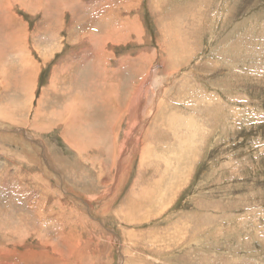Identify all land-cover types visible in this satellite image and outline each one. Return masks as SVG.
<instances>
[{"label":"rangeland","instance_id":"obj_1","mask_svg":"<svg viewBox=\"0 0 264 264\" xmlns=\"http://www.w3.org/2000/svg\"><path fill=\"white\" fill-rule=\"evenodd\" d=\"M15 1L0 0V41L4 44L0 52H5L0 57V264H264V0H133L131 5L127 3L131 0H76L71 10L66 9V16H55L64 28L71 25L72 39L66 40L68 34L59 32L58 39H65L66 44L59 42L62 51L46 63L41 54L52 39L50 31H45L48 16L43 18V13H59L53 7L56 0H41L42 5L36 3L39 0H29L32 4L25 8ZM76 13L79 18L71 23ZM129 20L135 21L131 30L137 24V35L125 31L123 39L112 40L114 44L96 38L120 26L118 33L122 34L121 24ZM87 33L95 42L88 43ZM80 34L82 41H77ZM164 42L184 49L187 64L178 53L175 58L167 50L163 53L159 45L165 46ZM89 47L105 51L103 58L118 69L109 75V81L117 84L120 80V94L133 69L139 70L148 61L145 56L157 51L147 66L148 84L140 95L154 88L157 105L166 94V104L174 106L182 119L174 127L160 125L151 137L156 150L146 152L150 163L144 158L148 166L138 187H150L151 192L132 213L128 207H116L136 176L143 144L138 142L123 164L117 153L122 152L130 114L135 119L149 105L140 103L123 115L109 185L125 174L124 186L109 210L102 211L111 190L109 196H102L106 193H90L84 189L87 185L75 184L82 175L80 162L63 143L60 129L45 135L32 131L35 137H43L48 152L46 145L29 144L26 133H33L21 121L27 115V92L37 100L59 59L80 51L91 58ZM165 63L174 64L177 72L169 77L162 74ZM31 70L32 86H27L24 79ZM77 76L80 78L79 73ZM151 116L144 122L142 135ZM139 119L142 117L137 116ZM89 120L95 125L93 118ZM184 120H191L192 126L184 125ZM161 133L166 140L158 143L160 139L154 136ZM51 143L56 144V154ZM43 147L63 177L44 160ZM97 150L83 154L88 157L83 160L87 167L93 158L104 159ZM105 168L99 166L104 173L97 180L99 186L109 181ZM62 184L64 196L73 205L51 207L58 198L53 189ZM47 188L50 194L42 195L50 197L39 202ZM70 189L78 195L68 192ZM77 196L93 197L91 207ZM67 212L69 219L58 216ZM78 214H85L90 222L77 221Z\"/></svg>","mask_w":264,"mask_h":264},{"label":"bare ground","instance_id":"obj_2","mask_svg":"<svg viewBox=\"0 0 264 264\" xmlns=\"http://www.w3.org/2000/svg\"><path fill=\"white\" fill-rule=\"evenodd\" d=\"M16 1L19 2L20 5L24 8L26 6H29L32 4L29 2V0H16ZM75 1L76 0H56L54 5L51 3H49V4L53 5V7L54 6L58 7L60 10L59 13L55 14L52 11H46L43 13V18L46 15L48 16V18L44 20L45 24L47 25L45 27V31H48V32L50 31V37L52 39L51 43H49L47 45L46 52L41 54V56H42L41 60L43 63L48 62V58L53 56L54 53H57L58 51L59 52L62 51L61 49L63 46H60L59 42L64 43L65 39L66 40L72 39L71 38V25L69 24L68 28H64V25L61 24V22L58 23V18L55 16H60L62 19L63 15L66 14L65 13L66 9L71 10L72 7L74 6L73 3ZM132 2H133V0H131L130 2H127V3H130V5H131ZM33 3H35V2H33ZM36 3L39 5H42L41 0H39ZM78 8H79V6H78ZM78 15L73 16V19H71V23L76 18H79ZM100 18L104 19V16H101ZM103 19H101L100 22H102ZM81 22H82V20H81ZM134 22H135L134 20L133 21L129 20L125 23H122L121 25H122L123 30L120 31V33H122V34L118 33V30L121 28V26H120V28L118 30L115 29V31H113L111 33L106 31L105 33H103L104 35H99L96 38L101 42H106L107 40H111V41L116 40L117 41L119 39H123V35L125 34V31L128 33L133 32V33H135V35H137L139 32V28L137 27V24L135 26L136 30H131V27L134 24ZM100 27H101L100 25L97 27L98 30L100 29ZM62 31L65 34L66 33L68 34L67 38H65L64 40L58 39L59 37L57 35L59 32H62ZM96 31H97V29H96ZM100 32H101V30H100ZM161 32H162V29H161ZM4 34H6V30H5ZM4 37H5V35H4ZM6 37H7V34H6ZM8 38L9 37H7L6 39H8ZM82 38H81V34H80V36L78 35L77 41H82ZM86 39H87L88 43L95 42L92 39L91 34L87 33ZM0 40H2L1 37H0ZM55 40H59V41L55 43ZM2 42L3 41H0V51H2L3 45H4V44L2 45ZM64 44H66V43H64ZM112 44H114L113 41H112ZM163 44H165V46L158 44L160 46V48L162 47L161 51L163 53H164V50H167L169 52L170 56H172V57H174L176 55V53H178L179 59L182 61L185 60L183 63L187 64L184 49H181L179 51L180 47H178V49H175V47L171 46L168 43L164 42ZM45 46L46 45H44V47ZM9 47H10V45H9ZM172 47L175 49V51H172V49H173ZM89 51H90L89 53L92 55L91 58H88V56L87 57L85 56V51H84V53H83V51L82 52L80 51L79 55L76 52L75 53L70 52V54L64 56L62 59H59V61H58L59 63L56 62L58 64H55L52 67L51 75L49 77L50 79L45 86L41 87V90H40L39 96L37 97V100L34 101L32 99L33 94L30 92H27V94H30V96L27 100L28 102H27L26 110H25L26 111L25 113L27 115H26V118H23L24 120H21V121L25 126H27L31 130V132L33 130H35L36 132H38L39 134H42V135H45L46 132H49L54 128H59L60 129V136L63 139V143L68 145L69 150H72V152H74V154H76L78 163L80 162V163H83V165H84V166H82L79 163V165H80L79 170L81 172L80 174H82V175L80 176V178L77 177V179H76L77 182L76 181L75 182L77 184L81 183V184H84V186L87 185L88 187H92V188H97V187L100 188V186H99L100 184L97 185V183H98L97 180H98V178L102 177L101 175L103 172L100 171L99 166L101 169H104L105 166H107L108 174L110 175L108 183L104 184L101 187H106L109 184L113 183L112 182L113 181L112 180V177H113L112 170H113L115 162H116V153H117L116 141H117L118 135H120L119 134L120 133L119 125L123 119V115L126 114L127 112L133 111L134 107L135 106L137 107L140 103H144V104L149 105L148 108L144 107L142 110L137 112L136 117L141 116L142 117L141 120L140 119L136 120V117L134 119V115L131 116V114H130L129 124L127 126L131 125V129H129L127 131L125 130L126 132L124 133V136L121 140V147H120V148H122V152L117 153V154H119L120 161L123 164V162H124L123 159L125 157H127L126 154H128L132 151V149L135 145V142H136V138L138 139V142H141V144H143V145H141L142 146L141 157H140L139 167L137 168L136 176H135L133 182L131 183L130 187L128 188V190L125 194L126 196H124V199L116 207V208L119 207L118 208L119 210H121L122 208L128 207L127 211H131L130 213H132V211L135 208H137V205L140 206L143 204V201H145V198L149 194L148 191L151 192L150 187H148V188L146 187L147 190L145 188H143V190L138 189V187H141L139 184L141 183L142 175L145 173L146 167L148 166L147 163H144V158H145V160H147L148 163H150L149 158H147L148 156L145 157L146 152L156 150L155 146H154L155 143L151 137L153 136V134L157 133L156 130L158 127H160V125L163 124L166 126L168 124L169 126L174 127L177 125H181L182 119L178 118V116L176 115L177 111L174 110V106L166 104V101H167L166 100L167 99L166 94L161 98V100L157 103V105L154 104V101L156 100V97L154 96L155 95L154 94V88H152V87L147 88L146 87L148 90V92H147L148 94H146L145 96L140 95L142 93L141 91H142L143 87L146 84H148L146 82L147 76H148V74H147L148 67L147 66L151 63V60L154 59L155 56L157 57V51L153 50L154 52H152L149 57L145 56V59H148V61L144 64V66L140 67L139 70L133 69L134 71L132 72V74H130V77H129L130 79L129 78L126 79L125 83H127V84L124 85L123 92L121 94H120L121 85L119 83L120 80L118 81L117 84H112L109 81V75H114L115 72L117 71V69L111 66L112 64L108 60V58H103L104 56L102 54L105 53V51L103 52V50L101 48H98L96 50L95 47H94V49L89 47ZM4 54H5V52L3 50V53L0 52V57L3 58ZM170 56L168 58H171ZM80 60H83V61H80ZM91 60H92V62H91ZM162 61H165V57H163V56H162ZM166 62H168V61H166ZM212 63H214V62H212ZM174 64H175V62H174ZM174 64L169 65V64L165 63L163 65L164 68L161 69V70H163L162 74H165L166 76L169 77L171 74L177 72V67L175 66L176 64L175 65ZM80 69H82V71L87 69L86 74L82 73V71ZM78 73H79L80 78H78V76H77ZM158 73L159 72L157 69L156 75ZM31 74H32V70L29 72V75L24 79V80H27V82H26L27 86H32V83L30 81ZM66 77H68L69 79L67 78V80H66L65 79ZM76 77H77V79H76ZM156 82H158L157 78H155V80H154V84L157 87ZM156 87H155V89H156ZM155 91H157V90H155ZM121 96H123V98ZM141 98H142V102L140 101ZM34 102H35V104H34ZM32 103H33V105H32ZM153 106H155V109H154L155 112L153 111L154 113L151 114V108ZM148 116H151L150 117L151 119H150L148 125L146 126L145 131L143 132V135H142L141 131H142L144 122H146V120H147L146 118ZM90 118H93L96 121L95 125L91 124V122L89 120ZM130 119L132 121H130ZM137 121H139L140 125H138ZM184 121L185 122L183 124L186 125L187 127L192 126L191 120H184ZM169 126H168V128H169ZM135 128L136 129L139 128L137 135L134 131ZM158 131H160V130H158ZM141 135H142V137H141ZM157 135L154 137H157L155 140L160 139V141L158 143L165 142L166 139L163 138V135L165 136L164 133H161L160 137H159V135L158 136ZM32 136L35 137V134L33 133ZM32 136L28 135V132L26 133V137L29 141V144L32 145V144H35L34 142H37V144H39L41 146L46 145L43 137L38 138V136H36L35 138H33ZM40 139L43 140V143ZM158 143H156V144H158ZM137 144H139V143H137ZM51 146L53 149V153L56 154V144L51 143ZM148 146H152L151 147L152 149H149ZM153 146H154V148H153ZM37 147H39V146L37 145ZM93 148L100 149L97 151H100V153L104 155V159L100 160L102 158V156L99 160L97 158H93L95 163H94V161L90 160V163L88 164V167H87V164H85L84 161L88 160V157H84L85 155L83 156V154L87 153L88 151L92 150ZM47 150H48V152H51L50 148L48 146H47ZM118 151H119V149H118ZM100 153H98V154H100ZM43 154L45 155L44 160H46V159L48 160V163L50 164L51 169L54 170L55 167L57 168L59 166V165L58 166L55 165L54 163H50L51 158L49 155H47L48 153L45 151L44 147H43ZM117 158H118V156H117ZM127 160H129V159L127 158ZM105 161H106V163H105ZM87 163H88V161H87ZM99 163H100V165L97 167L95 164H99ZM103 163L105 164V166L103 165ZM55 171H56V173H58L59 169H57ZM125 171L127 173V170H125ZM125 171H124V173H125ZM84 174L96 175L97 179L96 180H90L88 183H84L82 180ZM73 175H74L73 173L72 174L70 173L69 177H74ZM103 175H104V173H103ZM39 176H41V174ZM39 176L37 174V177H39ZM124 179H125V174H123L122 177H119L116 183L112 184L113 185L112 187L116 186V189H114V190L112 189L111 198L108 197V198H110V204H112L114 197L116 196V192L117 191L119 192L120 189L123 187ZM46 181H48V180H46ZM73 181H74V179H73ZM149 185H151V184H149ZM34 187H35V190L38 191V189H39L38 184H36V186H34ZM143 187H144V185H143ZM60 189H53V194L55 196H57L58 198L54 199L52 201L53 206L51 205V207L58 206V208L59 207L63 208V206L65 207V205L72 206L73 204L71 205L70 204L71 202L67 201L66 197L64 196L63 191H60ZM87 190H88V188H87ZM49 191L50 190L48 188L45 189V191H43L41 193L38 201L43 202V199L45 200L46 197H50V196L43 197V195H42L44 192H45V195L50 194ZM145 192H146V194H144ZM90 193H93V192L91 191ZM65 194H66V192H65ZM138 194H142V195L141 196L139 195L140 197L138 198V201H137ZM131 197H133V201L132 200L130 201ZM90 200H92V199H90ZM48 204H50V203H48ZM124 204H126V205H124ZM108 206H109V204H108ZM100 209H101V211L106 210V209H103L102 207H100ZM44 211L45 210H43V212ZM51 212L52 211H50V213ZM76 212H78V211H76ZM82 212H84V211H82ZM130 213H129V215H131ZM58 216L62 219H69V212H67V214H62V215L58 214ZM77 216H79V217H76L77 221H82L85 223L90 222L88 220L87 216H85V214H78ZM50 218H51V216H50Z\"/></svg>","mask_w":264,"mask_h":264},{"label":"crops","instance_id":"obj_3","mask_svg":"<svg viewBox=\"0 0 264 264\" xmlns=\"http://www.w3.org/2000/svg\"><path fill=\"white\" fill-rule=\"evenodd\" d=\"M136 2H139L138 0H136ZM74 15H78V14H74ZM117 69V68H116ZM118 70V69H117ZM143 109V108H142ZM138 122V125H140V123H139V121H137ZM127 129H125V130H129V129H131V125L130 126H127L126 127ZM138 130H139V128L138 129H134V131L136 132V135L138 134L137 132H138ZM140 141V140H139ZM137 143H138V139L136 138V142H135V145H134V147H133V150L135 151V149L137 148ZM100 153V152H99ZM101 154V153H100ZM100 154H98V155H100ZM59 168V167H58ZM54 170H57V169H55L54 168ZM60 172V173H59ZM59 174L57 173V175L59 176V177H63V175H62V172L59 170ZM86 174H84L83 175V178H86L85 179V183H88L90 180H96L97 179V176L96 175H93V174H89V175H86ZM89 177V178H88ZM92 177V178H91ZM91 178V179H90ZM101 179H102V177H100V180L99 181H101ZM125 180V179H124ZM87 181V182H86ZM123 183H124V181H123ZM76 185H79V184H77V183H75ZM73 185V187L74 188H76L75 186L76 185H74V184H72ZM64 184H62L61 185V188L62 189H60L61 191H63L64 192V194H65V191H64ZM80 186V185H79ZM124 186V185H123ZM88 188V190L89 191H95V190H98V191H96V192H102V193H106V195H102V196H109V192H110V190H111V192H112V185H109V186H106V187H101L100 186V188H92V187H85L84 189H87ZM109 188V189H108ZM101 189H103V190H101ZM109 190V191H108ZM68 192H70L71 194H76L75 192H74V190L73 189H70ZM119 195V192L117 191V194H116V198H117V196ZM82 202H84L85 203V206H88V207H91V201L94 199L93 197H86V198H83V197H81V196H77ZM82 198V199H81ZM89 200H88V199ZM102 198H104V197H102ZM111 198V197H110ZM110 198H108L106 201H104L103 203L104 204H102L101 205V207L103 208V209H108V204L109 205H112V204H110ZM90 199H92V200H90ZM106 202V203H105ZM109 210V209H108Z\"/></svg>","mask_w":264,"mask_h":264}]
</instances>
